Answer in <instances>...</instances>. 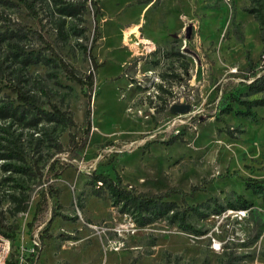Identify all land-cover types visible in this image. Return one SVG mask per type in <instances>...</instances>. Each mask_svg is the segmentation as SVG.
<instances>
[{"label": "rangeland", "instance_id": "rangeland-1", "mask_svg": "<svg viewBox=\"0 0 264 264\" xmlns=\"http://www.w3.org/2000/svg\"><path fill=\"white\" fill-rule=\"evenodd\" d=\"M8 1L0 6L1 34L22 31L28 52L51 58L41 35L78 76L92 72L95 85L90 93L62 68L23 69L0 52V106L16 107L13 89L22 86L40 109L56 106L75 121L29 128L12 121L26 161L12 164L28 171L7 174L0 191L6 264H31L37 251L36 264H264V197L247 184L264 183V110L255 109L256 120L237 115L244 108L236 103L235 112H221L241 94L264 98L249 88L264 74V0H90L85 22L69 21L67 39L59 37L56 1L77 0H34V12ZM133 24L140 38L125 45ZM94 173L121 177L137 193L196 188L187 203L202 208L191 215L192 229L166 219L140 225L92 183ZM22 194L27 211L14 215L12 197ZM239 196L248 209L237 208ZM169 200L182 204L177 195Z\"/></svg>", "mask_w": 264, "mask_h": 264}, {"label": "trees", "instance_id": "trees-1", "mask_svg": "<svg viewBox=\"0 0 264 264\" xmlns=\"http://www.w3.org/2000/svg\"><path fill=\"white\" fill-rule=\"evenodd\" d=\"M19 1L23 2L30 12H34L36 3L34 0ZM89 1L90 0H77L73 3L56 1V4H61L58 9L60 17L57 19L56 25L60 38L67 39L65 30L69 21H77L81 24L85 22L84 14L87 12V4ZM146 1L148 0H136V3H143ZM91 2L97 6L95 1ZM11 4L12 3L8 0H0V6H7ZM97 14H100L99 10L97 11ZM259 16L261 17L262 22H264L261 12L259 13ZM95 32L97 38L99 36L98 25L95 28ZM78 35L79 38L83 37L85 35V29H80ZM39 38L41 39L44 48L51 53V58L43 56L41 52H28L25 45L26 34L22 31H13L8 35L0 33V52L2 50H4V52L6 51L7 60H11V58H13V60L19 61L22 64L23 69H27L29 66L39 63L51 65L56 68H62L70 80L79 83L82 87L87 88L91 93L95 85L93 73L90 72V74L85 78L78 76L75 68L66 63L62 57L57 54L51 43L46 41V39L41 35H39ZM84 50L86 54L91 56L87 48H84ZM178 56L181 57L182 55L179 54ZM92 60H94V68L98 69L101 65L97 64L94 58H92ZM257 75L258 71H254L251 76L257 77ZM19 82H21V79H19ZM249 88L254 91H264V74L257 77V79L253 82V86H250ZM13 91L16 93L18 105L14 107L13 102H4L0 106V122L3 121L7 123L4 126H0V173L5 175L0 179V191L4 184L11 181V177L7 176V174L21 171L27 173L28 171V169L23 165L17 166L12 164V162L15 161L26 164L21 138L19 136H14L10 131L12 129V121L14 122L17 120L18 122H23V124L27 125V128H29V126L37 127L44 121L49 124L72 127L75 126V121L68 111H62L56 106H53L51 111L42 110L38 106L37 97L25 90L22 86L15 87ZM244 96L245 95L241 94L233 97V101L231 100V103L222 108L221 112L223 114H231L235 112L233 104L236 103L244 108V110L237 111V115L251 120H256L258 115L255 109L262 108L264 110V98L249 99L244 98ZM88 97V99H91V94H88ZM29 114H31L32 117H29ZM90 116L91 112L88 109V119H90ZM75 139V136L71 138L74 145ZM100 182L102 183L101 185H99ZM92 183L99 189L104 186L110 193L113 203L119 208V211L121 213L134 216L135 221H137L140 225L150 224L155 219H166L169 223L178 224L185 230L192 229L190 221L191 215L193 212L199 214L202 208V205L192 207L187 203L186 197L193 196L196 193V188H194L191 193H185L184 191L175 188L158 194H147L143 192L137 193L124 185L121 177H118L117 180H113L108 176L97 173H94ZM247 184L249 189H252L253 192L261 194L264 197L263 181L253 180L248 181ZM173 195L180 196L182 204H179L174 200H169ZM239 198L242 199L243 203L240 207L235 206V208H240V210L248 209L249 202L244 200L241 196H239ZM12 200L15 204L14 215L27 211V195L22 194L20 196H13ZM12 231L15 233L16 228H12ZM38 253L39 251L33 255L31 264H36Z\"/></svg>", "mask_w": 264, "mask_h": 264}, {"label": "built area", "instance_id": "built-area-1", "mask_svg": "<svg viewBox=\"0 0 264 264\" xmlns=\"http://www.w3.org/2000/svg\"><path fill=\"white\" fill-rule=\"evenodd\" d=\"M231 0H226V2H230ZM109 149H104V151H102L99 156L98 159L99 160L105 152H108ZM98 163V162H97ZM9 249H10V242L6 239H4L1 235H0V264H6L7 261V256L9 253Z\"/></svg>", "mask_w": 264, "mask_h": 264}, {"label": "bare ground", "instance_id": "bare-ground-1", "mask_svg": "<svg viewBox=\"0 0 264 264\" xmlns=\"http://www.w3.org/2000/svg\"><path fill=\"white\" fill-rule=\"evenodd\" d=\"M139 29H140L139 24H133V25H131L129 28H127L124 31V41H125V45H129V42L131 40V37H135V38H138V39L140 38L139 37V35H140Z\"/></svg>", "mask_w": 264, "mask_h": 264}, {"label": "water", "instance_id": "water-1", "mask_svg": "<svg viewBox=\"0 0 264 264\" xmlns=\"http://www.w3.org/2000/svg\"><path fill=\"white\" fill-rule=\"evenodd\" d=\"M191 34H192V25H190L188 28H187V38L190 39L191 38ZM186 109V106L184 107H178V106H175L174 107V110H179V111H183Z\"/></svg>", "mask_w": 264, "mask_h": 264}]
</instances>
